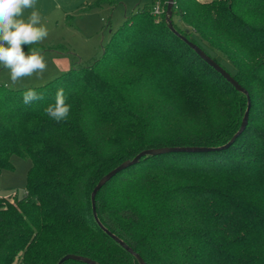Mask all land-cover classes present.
Listing matches in <instances>:
<instances>
[{
	"label": "trees",
	"instance_id": "obj_1",
	"mask_svg": "<svg viewBox=\"0 0 264 264\" xmlns=\"http://www.w3.org/2000/svg\"><path fill=\"white\" fill-rule=\"evenodd\" d=\"M140 1L97 59L34 88L44 99L24 105L25 88L0 85V172L11 156L31 162L22 197L0 200V264H55L67 254L138 264L99 229L89 196L121 163L163 148L211 150L144 155L121 169L95 194L99 224L144 264H264V0L171 7L173 30L248 96L246 124L224 148L245 96L167 29V0ZM60 87L72 108L57 123L44 108ZM138 87L163 92L162 108L141 112L131 97ZM193 121L195 133L179 131Z\"/></svg>",
	"mask_w": 264,
	"mask_h": 264
},
{
	"label": "rangeland",
	"instance_id": "obj_2",
	"mask_svg": "<svg viewBox=\"0 0 264 264\" xmlns=\"http://www.w3.org/2000/svg\"><path fill=\"white\" fill-rule=\"evenodd\" d=\"M96 1L36 0L42 17L41 23L48 29L49 35L42 43L28 47L22 45V49L27 52L28 48H38L45 55L48 69L42 78L37 79L35 76L22 78L21 82L16 85H11L8 72L0 69V85L10 90L24 89V85L36 88L43 86L70 68H82L89 65L93 59L100 56L110 34L122 24L124 18L128 17L136 8L144 6V1L123 0L114 6L90 7ZM143 63L154 62L145 59ZM150 89L138 87L131 97L141 112L153 114L162 108L161 101H166V99L163 97V92ZM170 109L173 112L183 111L174 106H171ZM181 113H183L182 120L190 119L188 116L190 112L186 110ZM198 128L199 126L193 121L191 124L184 125L179 131L195 133ZM169 132H175V130L171 128ZM9 162L11 169L0 172L1 201L5 199L11 201L14 195L17 198L22 197L26 176L31 166L30 160L17 156H11Z\"/></svg>",
	"mask_w": 264,
	"mask_h": 264
},
{
	"label": "clouds",
	"instance_id": "obj_3",
	"mask_svg": "<svg viewBox=\"0 0 264 264\" xmlns=\"http://www.w3.org/2000/svg\"><path fill=\"white\" fill-rule=\"evenodd\" d=\"M41 20L36 0H0V69L8 72L11 85L19 84L22 78L40 79L48 69L45 55L38 48H28L27 52L22 49V45L28 47L47 39L49 32ZM23 87L26 89L22 92L24 105L44 99L34 88ZM71 108L60 87L44 113L59 123L68 120Z\"/></svg>",
	"mask_w": 264,
	"mask_h": 264
},
{
	"label": "water",
	"instance_id": "obj_4",
	"mask_svg": "<svg viewBox=\"0 0 264 264\" xmlns=\"http://www.w3.org/2000/svg\"><path fill=\"white\" fill-rule=\"evenodd\" d=\"M173 1L174 0H167V5L165 8V16H164V22L166 24L167 29L172 32L175 36H177L180 40H182L207 66H209L210 68H212V70L214 72H216L217 74H219L229 85H231L233 87V89L241 94H243L245 96L246 99V107L241 119V124L240 127L238 129V131L234 134V136L229 140V142L224 145L221 148H224L225 146H227L228 144L232 143V141L234 140V138L243 130L245 124H246V120H247V114H248V109H249V100H248V96L246 94V92L221 68L219 67L214 61H212L210 58H208L198 47H196L195 45L187 42L183 37L179 36L172 28L171 26V22H170V16H171V7L173 5ZM206 150H211V149H196V148H182V149H174V148H163V149H156V150H145L140 152L139 154H137L135 157H133L131 159V161L128 162H123L121 163L119 166H117L116 168H114L113 170H111L110 172H108L106 175H104L103 177H101L97 183L95 184V186L93 187L90 196H89V200H90V208H91V214L93 217L94 222L97 224V226L99 227V229L109 238L111 239L113 242H115L119 247H121L126 253H128L129 255H131L138 264H144L143 261L140 259V257L135 254L131 249H129L123 242H121L120 240H118L116 237H114L113 235H111L107 230H105L98 222L97 218H96V214H95V208H94V197L95 194L98 192V190L104 186L118 171H120L121 169L135 163L141 156L144 155H156V154H161V153H166V152H171V151H206ZM67 260H73V261H80L83 262L85 264H95L94 262L79 257V256H74V255H63L61 258L58 259V261L55 264H61L64 261Z\"/></svg>",
	"mask_w": 264,
	"mask_h": 264
},
{
	"label": "built area",
	"instance_id": "obj_5",
	"mask_svg": "<svg viewBox=\"0 0 264 264\" xmlns=\"http://www.w3.org/2000/svg\"><path fill=\"white\" fill-rule=\"evenodd\" d=\"M160 12H159V10H158V7L157 6H155V7H153V9H152V14L153 15H158Z\"/></svg>",
	"mask_w": 264,
	"mask_h": 264
}]
</instances>
